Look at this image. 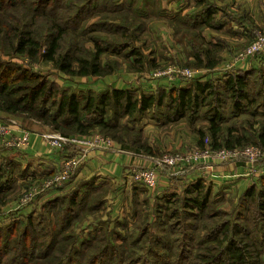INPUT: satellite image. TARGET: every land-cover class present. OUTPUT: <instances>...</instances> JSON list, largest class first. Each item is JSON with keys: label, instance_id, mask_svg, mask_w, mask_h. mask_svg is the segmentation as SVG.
Instances as JSON below:
<instances>
[{"label": "trees", "instance_id": "trees-1", "mask_svg": "<svg viewBox=\"0 0 264 264\" xmlns=\"http://www.w3.org/2000/svg\"><path fill=\"white\" fill-rule=\"evenodd\" d=\"M120 1L76 0L71 3L76 12L67 16L58 11L59 7H66L65 0H0V51L11 56L10 58L21 56L34 62L45 60L55 63L60 72L80 79L113 75L114 64L110 62L103 67L100 57L109 51L114 52L113 46H116L118 51L132 48L131 54H134L138 45L137 36L131 37L134 29L127 24L119 27L121 43L102 46L101 41L94 38V49L84 57L81 41L78 39L81 31L76 34L79 26L73 24L79 22L78 19L82 16L84 19L93 18L105 12L110 3L115 6V10H122L123 7H116V2ZM147 1L149 0H145V3H148ZM223 11L226 13L224 9ZM217 12L215 5L207 4L198 13L205 15L203 20L193 19L192 15L189 16L190 20L185 21L203 30L205 24L198 25L195 21L212 26L210 17ZM218 44L224 47L220 39ZM203 50L201 53L197 50V61L194 65L212 68L216 57L211 50L207 49L206 53ZM205 55L210 59L209 62L202 59ZM141 71L143 69L140 70V73H143ZM244 75L230 76L225 80L224 86L219 84V87L215 81H196L192 87L173 88L169 91L158 89L150 95L145 92L136 94L134 89L111 88L102 92L81 90L82 96H78L72 90L59 87L41 73L0 59V114L7 120L22 117L34 119L63 136H81L90 133L94 128L112 134L121 126L128 132H123L121 136L112 134L115 142L135 152L149 154L151 149L147 142H142L138 135L133 134L138 128L136 124L148 117H152L156 122H163L165 115L169 120L170 117H175V122L183 117H188L193 122L197 120L201 109L207 107L208 114H215L205 118L209 122L208 128L198 131L201 138L199 147L233 149L245 147L250 141L244 142L233 129L220 125L224 118L223 108L220 106L221 96L231 92L234 98L235 95L240 93V96L242 92H246L241 78ZM208 96L212 98L208 99ZM123 120H126L127 124H124ZM67 150L71 151V154L75 153L72 148ZM14 180L16 181L15 171L9 165L0 163V209L9 199ZM94 183V180L82 182L72 191L46 199L41 202L39 209L0 229V264H132L129 263L132 260L128 254L129 250L123 245L129 240L127 237L116 233L108 235L102 231L98 235L90 231L87 237H81L76 232V227L85 223L89 215L99 212L104 203L100 200L98 202V199L94 203V198L91 200V196L100 192ZM203 183L199 181L178 198L179 205L188 210L180 212L173 209L169 215L174 218L179 214H188L186 216L190 221L187 224L191 227L187 229L185 224L186 230L181 236L183 239H174V242L169 237L158 239L156 233L149 239L147 234L150 227L161 229L160 226L163 223L165 226L168 222L156 221L157 217L161 218L163 214L160 208L155 210L153 220L148 217L145 219L147 225H143L141 238L136 241L139 245L144 242L143 238H148L149 241L146 245L148 255L142 264L260 263L259 257L252 256L261 255L260 252L251 251L248 245L251 242L256 249L258 236L252 235L253 231L249 228L242 229L233 224L231 220L234 213L215 212L206 215L211 204L210 189H206ZM243 200H247V197ZM244 206L241 205L242 208ZM263 206L264 203H260L258 214L262 226L256 224L258 229L256 228L255 234L264 232ZM237 215L239 219L246 218L241 212ZM193 229L199 239L196 244Z\"/></svg>", "mask_w": 264, "mask_h": 264}, {"label": "crops", "instance_id": "crops-1", "mask_svg": "<svg viewBox=\"0 0 264 264\" xmlns=\"http://www.w3.org/2000/svg\"><path fill=\"white\" fill-rule=\"evenodd\" d=\"M169 2L184 5V10L182 11L181 9V16L187 21L190 20L189 16L192 15H194L193 19L203 20L205 15L198 13L207 4L215 5L218 8V12L210 17L212 26L195 21V24L198 25L205 24L203 25L205 26L203 30H206L207 33L204 34L203 32L202 34L205 38L204 41L219 50L216 53L218 55L215 56L216 63L212 68L195 65L194 68L199 71L195 79L200 82L215 81L223 85L228 77L245 74L244 77H241L245 85L244 90L247 85L246 79L251 77L259 78L264 84V78L259 75V72L264 74V54L246 62L237 63L233 72L221 76L224 68L234 60L235 55L252 41L254 31L261 30L264 32V0H170ZM223 9L226 13H224ZM219 39L224 44V47L218 44ZM196 53L197 50H195V54L189 52V55L185 50V57L182 58L188 60L189 64H194L192 62L197 61ZM202 59L205 62L210 60L206 55ZM215 70H218V73H215ZM123 75V78L120 75H112L98 79L97 89L94 88L92 90L102 92L111 88L121 90L134 89L137 91L136 94L145 92L150 95L154 94L158 89L169 91L173 88L184 87V81H186L172 78L168 75L155 76L153 74L144 75L143 77L141 75L136 77L135 74ZM91 81L94 82L95 79ZM101 81H104V84L107 85L101 84ZM228 93L232 97L231 92ZM242 93L240 96L239 93L238 96L232 97L233 105H235L233 108L237 113H241L248 104V100H251L246 92ZM211 98V96L210 98L208 96V99ZM165 116L163 122L160 121V124L170 123L166 130L160 129L154 123V120H149L145 124L147 126L145 130L149 132L150 136V141H147V145L151 149L149 154L135 152L133 149L123 147L119 142H115V147L111 149L92 150L86 163L62 189L51 191L44 197L49 199L56 195L67 193L82 182L94 180L95 187L103 190V196L99 197V200L103 201V204H111L105 215L102 212V204L99 210L101 218L105 221L108 219L120 220V222L124 219H130L134 223L138 222L139 219L145 220L147 217L153 220L155 210L159 208L161 212L164 209L166 212H171L173 209H178L180 212L188 210L185 206L179 205L178 198L199 181H203L205 188L210 189V202L222 197L231 200V204H227L229 206L226 205L224 208L226 213L237 215L241 211L244 214L241 205H245L248 201H254L255 203V200H259L261 204L264 203V161L257 165L259 171L256 173L250 172L251 167L245 161L184 163L183 166L177 169L166 166L158 167L156 161L164 151L187 152L199 149L201 142L198 134L199 130H192L186 124L185 120L189 122L188 117H183L175 122V117H170L171 120H169ZM18 130L30 129L20 126L17 132H19ZM31 132L30 145L23 150L5 147L0 141V163L9 165L15 171V176L20 180V184L25 183L27 179L44 180L50 177L60 170L66 154H71V151L64 153L51 148L43 140L41 134L51 132H39L36 130ZM132 166L151 169H157L158 167L160 180L157 187L150 189L133 182L128 171ZM16 171H18L17 174ZM200 192L201 189H199ZM197 194L196 192L195 195ZM246 197L247 200H243ZM260 203L258 207L256 206L255 212L257 214L260 211ZM246 209L248 210V208ZM147 213L152 214L146 215ZM255 235L258 237L262 236L261 239L264 240L262 234L256 233Z\"/></svg>", "mask_w": 264, "mask_h": 264}, {"label": "rangeland", "instance_id": "rangeland-1", "mask_svg": "<svg viewBox=\"0 0 264 264\" xmlns=\"http://www.w3.org/2000/svg\"><path fill=\"white\" fill-rule=\"evenodd\" d=\"M169 1L170 0H149L147 1L148 3H145V0H121L118 3L116 2V7H123L122 10H115V6L111 5L112 3H110L106 6L107 10H105V12L101 14H98L96 17H88L84 19V17L82 16L78 19L79 22L73 25L79 26V30L75 32L76 34L81 31V35L79 33L78 39L81 41V47L84 57H87L88 52H92V50L94 49V38H98L101 41L102 46L106 44L108 45V43H121L122 39L119 37L121 33L119 27L126 24L130 25L131 28L134 29V34L131 37H133L134 35L137 36L138 45L136 46L135 50H138L140 52L137 53L135 51L134 54H131V51H133L132 48L122 49L121 51H118L116 46H113L115 49L114 52L109 51L102 54V56L100 57V63L103 67L108 65V63L110 62L114 64L115 70L112 72L113 75H120V77L123 78V74H135L136 77H138V75H141L143 77L144 75H153L155 73L167 70H175L183 67L196 69L194 68V64H191V67L189 65V61L182 58L185 57V50L187 51V54H189V52L195 54V50H199L201 53V50L205 49L203 51L204 53H206V50L208 49L211 50L213 55H218L216 54L219 51L217 48H214L209 44H205L202 34L203 32L204 34H206V30H202L201 27L195 28L194 24H190L182 18L181 13L184 10V5H179L177 3L174 4ZM73 2H76V0H65V3L67 4L66 7H59L58 11L62 15H73L76 12V9L73 7V5H71V3ZM81 15H83V13ZM257 31L261 30L254 31L252 41L255 39ZM10 57L11 56L5 55L0 51L1 60L11 61L25 69H31L34 72L41 73L42 75L48 77L50 80L58 84L59 87L69 91L72 90L77 93L78 96H82V92H80L81 90L96 88V85H98V79H103L99 77H84L82 81V79H80L79 77H73L66 73L60 72L55 63L47 62L45 60L34 62L27 57L25 58L21 56L13 58ZM142 69L143 71L141 72L143 73H140V70ZM217 71L218 70H215V73H218ZM223 72L221 76H225L226 74L231 73ZM259 75L264 78V74L262 72H259ZM93 79H95L94 82L91 81ZM196 81L198 80H186L184 81V87H192V85ZM101 84L107 85L104 84V81H101ZM246 84L247 85L245 91L251 100H248V104L241 113H237L234 110L233 98L229 96V93L226 92L227 95L221 96L222 102L220 106L223 108L222 111L224 113V118L220 122V125L226 129H233L236 135L239 134V137H242L244 139V142L250 141L247 146H264L262 145V137L264 136V84L262 80L257 77L246 79ZM214 114V112L208 114L207 107H204L198 114L197 120L191 122L188 119L190 123L187 120L185 121L192 130L207 129L209 122L208 120H205V118H210ZM0 118L7 120L6 117L4 118V116H2L1 114ZM149 120H154V123H156V125L160 127V129L164 130H166V127H168L170 124H160V121H158V123L155 121V119H152V117L144 118L141 122L136 124L138 128H136L137 131L133 133L135 135H138V139L142 142L150 141V136L148 134L149 132H146L145 130L147 127L145 124ZM7 121H13L15 124L24 128H28L31 131L36 130L39 132H54L49 126L42 125L39 121L30 118H11ZM123 123L127 124L126 120H123ZM123 132L128 131H125V129L120 126V129L118 131L116 130V132H113L112 134H118V136H121ZM98 133L102 136L112 139L115 142L112 134H106L100 128H94L90 133L83 134L81 136L87 137ZM169 153L173 152L164 151L160 154L158 159L163 158L165 154ZM17 173L18 171H16V174ZM44 180H36V178H32L27 179V181L23 184H20V180L18 178H16V181H13L14 185L11 184L12 189L10 190H12V192L9 194V199L0 209V229L12 225L15 221L27 216L33 210L40 208V206L42 205L41 202L46 200L44 195L38 196L37 199L34 200V202L27 205H21V203L24 195L33 188L41 187V184ZM102 191L103 190H100L101 193L97 192L96 195L91 196V200L94 198V203L97 199L99 202V197L103 196ZM227 204H231V200L226 197L211 201L206 215L215 212H225L224 208ZM258 204L259 200H255V203L254 201H248L243 207L244 216H246V218L243 220L241 217L239 219V215H233L231 222L238 225L242 229L249 228V230L253 231L252 235H255V230L257 228L256 224L258 226H262L261 217L258 216V214L255 212ZM110 206L111 204H103L102 212L104 213V215L108 211V207ZM246 208H248V210ZM170 214V211L166 212L164 209L163 214L161 215L162 217H157V222H168L165 223V226L163 223L160 226L161 229L150 227L147 234L149 239L153 238L152 236L154 233H156L155 236L158 237V239L169 237V239L173 242L174 239H183L181 236H183V233L186 230L185 224L190 221V218L186 216L188 214H179L174 218H170ZM100 215L99 212H97L95 215H89L86 218L87 221L85 223H82L80 226L76 227V232L81 237L85 235L87 237L90 231L95 235H98L100 231H102V233L107 232L108 235H110L111 233L113 235H115V233L121 234L123 237H127L129 239L127 243H123L125 248H128L129 250V256L132 257V260L129 263L142 264L145 260V256L148 255L146 245L149 241L148 238H143L145 243L143 242L144 244L142 243L141 245H139V243L136 241L141 238L140 233L141 231H143V225H147V222L142 219H139L138 222H135L136 224L134 222H131L130 219H124L121 222L120 220L116 221L108 219H106L105 221L101 218ZM205 223L210 224V222L207 221H205ZM186 227L188 229L191 226H188L187 224ZM263 233L264 232L260 234L263 235ZM192 234L196 235V237H194L196 244L197 241H199L197 232H195L193 229ZM261 237L262 236H259L257 238L258 242L256 249H254L251 242H249L248 245H250L251 251L253 250L255 252L256 250V252H260L261 255L252 256H255V258L259 257V264H264V240H262ZM243 257L245 258V256Z\"/></svg>", "mask_w": 264, "mask_h": 264}, {"label": "built area", "instance_id": "built-area-1", "mask_svg": "<svg viewBox=\"0 0 264 264\" xmlns=\"http://www.w3.org/2000/svg\"><path fill=\"white\" fill-rule=\"evenodd\" d=\"M264 54V32L257 31L255 39L238 52L234 60L224 68L226 73L233 72L237 63L246 62L254 57ZM198 70L183 67L175 70H167L155 73V76L168 75L172 78H179L184 80H193L198 74ZM20 126L13 121H7L0 118V141L5 147L16 150L26 149L30 145L32 132L30 130H23L17 132ZM43 140L47 144L59 151L67 153L68 148L75 150L74 154H66L64 157L60 170L50 177L46 178L41 187L33 188L28 191L23 199L21 205H27L34 202L38 196H43L51 191L62 189L78 172V170L86 163L90 157V152L95 149H111L115 147V142L101 134H94L92 136H63L59 133H44L41 134ZM238 162L245 161L249 164L250 172L256 173L259 171L257 165L264 161V148L261 146H245L239 148H222L213 149L206 147L199 148L187 152H173L165 154L163 158L157 159L158 167H170L177 169L187 164H199L201 162ZM156 168H144L132 166L129 168V173L133 182L147 188L157 187L160 180V170Z\"/></svg>", "mask_w": 264, "mask_h": 264}]
</instances>
